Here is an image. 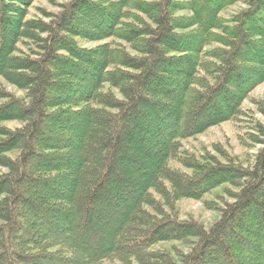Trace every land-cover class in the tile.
<instances>
[{"label":"trees","instance_id":"1","mask_svg":"<svg viewBox=\"0 0 264 264\" xmlns=\"http://www.w3.org/2000/svg\"><path fill=\"white\" fill-rule=\"evenodd\" d=\"M32 2L0 0V264H264L261 126L252 161L182 151L264 82V0Z\"/></svg>","mask_w":264,"mask_h":264},{"label":"rangeland","instance_id":"2","mask_svg":"<svg viewBox=\"0 0 264 264\" xmlns=\"http://www.w3.org/2000/svg\"><path fill=\"white\" fill-rule=\"evenodd\" d=\"M68 1L69 0H33L31 6L27 8L26 20H42L43 22H48V16L58 13L60 11V6L65 5ZM243 7V4L238 3L224 12L222 16L227 19L230 15ZM78 42L82 46L93 47L107 41L93 43H87L85 41ZM18 48L20 51L27 53V47L18 45ZM4 86L7 91L17 96L23 95L21 91L10 85L5 84ZM262 108H264V82L258 85L242 103V114L238 118L219 124L204 131L198 136L183 141L182 151L195 157L212 155L215 156L214 158H219V153H222L229 158L233 157L252 161L253 155L260 148L259 144L254 143L255 138L257 136L261 137L262 135V133H260L261 129H259L257 125L259 124L262 131H264V115L259 111ZM5 125L12 128L19 126L16 122L6 123ZM220 159L222 160V158ZM174 166L178 167L177 165ZM220 189L214 190L211 194L206 195L203 198L204 201L212 202V204L216 205V196L222 195ZM202 202L203 201L194 200L180 201L178 208L181 219L192 218L203 224L205 228H208L218 215L213 211L205 209Z\"/></svg>","mask_w":264,"mask_h":264}]
</instances>
